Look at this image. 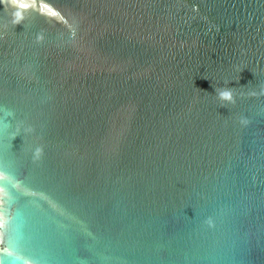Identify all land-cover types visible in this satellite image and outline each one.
Here are the masks:
<instances>
[{"label":"water","instance_id":"1","mask_svg":"<svg viewBox=\"0 0 264 264\" xmlns=\"http://www.w3.org/2000/svg\"><path fill=\"white\" fill-rule=\"evenodd\" d=\"M262 90L264 0H0V264H264Z\"/></svg>","mask_w":264,"mask_h":264},{"label":"clouds","instance_id":"2","mask_svg":"<svg viewBox=\"0 0 264 264\" xmlns=\"http://www.w3.org/2000/svg\"><path fill=\"white\" fill-rule=\"evenodd\" d=\"M214 91L216 92L217 98L222 102H228V103L235 102L233 91L230 87H222V88L214 89Z\"/></svg>","mask_w":264,"mask_h":264},{"label":"snow or ice","instance_id":"3","mask_svg":"<svg viewBox=\"0 0 264 264\" xmlns=\"http://www.w3.org/2000/svg\"><path fill=\"white\" fill-rule=\"evenodd\" d=\"M20 7H28V5L21 4Z\"/></svg>","mask_w":264,"mask_h":264}]
</instances>
